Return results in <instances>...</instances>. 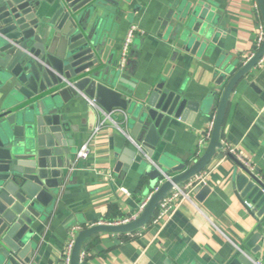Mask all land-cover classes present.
Returning a JSON list of instances; mask_svg holds the SVG:
<instances>
[{"label":"crops","instance_id":"0c3cea01","mask_svg":"<svg viewBox=\"0 0 264 264\" xmlns=\"http://www.w3.org/2000/svg\"><path fill=\"white\" fill-rule=\"evenodd\" d=\"M186 1L209 7L213 29L201 45L183 39L167 16ZM256 4L257 0H111L100 8L104 20L96 42L103 49L102 79L113 78V86L135 103H142L151 87L163 84L207 106L191 123L172 117L150 159L140 154L127 166L123 161L129 158L126 151L136 147L112 121L90 140V157L78 159V151L103 114L82 93L63 103L68 146L74 154L56 206L32 225L37 242L30 254L34 264H63L75 225L88 227L99 220L134 214L159 184L161 177L154 183L151 171L170 172L180 164L188 168L198 158L199 139L216 114L229 77L245 65L254 50L257 26L263 21ZM95 20L96 15L88 20V31ZM132 24L145 33L134 37L127 64L116 74L120 50ZM11 81L0 78V107L15 106L21 96L15 80ZM114 111V121L130 135L125 116L119 108ZM221 140L235 154L224 157L225 147L218 148L201 171L207 173L205 184L210 188L202 201L195 192L190 200L177 199L164 220L158 224L150 220L134 230L140 232L134 238L113 232L93 234L85 241L83 264H227L255 232L262 234L257 246L264 252V213L258 215L256 205L242 198L244 185L239 188L236 180L241 164L264 181V62L236 85ZM179 173L173 171L172 175Z\"/></svg>","mask_w":264,"mask_h":264},{"label":"water","instance_id":"95a60500","mask_svg":"<svg viewBox=\"0 0 264 264\" xmlns=\"http://www.w3.org/2000/svg\"><path fill=\"white\" fill-rule=\"evenodd\" d=\"M111 0H0V78L15 80L20 97L16 105L0 107V264H34L31 253L37 245L32 225L52 210L71 168L74 151L68 146L69 128L63 103L80 93L95 99L106 112L115 108L126 113L131 137L151 157L172 117L191 123L206 102L189 100L182 90L172 91L158 84L142 97V103L115 88L113 78L102 79L100 62L103 49L96 38L103 24L100 8ZM264 22V0H257ZM178 6V2L175 3ZM209 7L183 2L167 15L183 39L201 45L212 33ZM81 18L78 19V15ZM96 15L94 28L88 20ZM98 15V16H97ZM87 20V22H85ZM175 21V22H174ZM264 55V42L255 56L228 79L216 111L215 124L205 152L191 166L180 164L167 172L172 179L152 195L143 213L125 225H95L80 231L72 253V264H80L88 237L98 232L127 233L145 226L154 216L160 201L175 184L192 179L222 147V128L230 97L238 82ZM109 60V63H111ZM115 72H121L116 63ZM110 67L106 68V72ZM11 81V82H12ZM10 82V83H11ZM127 164L139 157L137 148L126 151ZM68 157V158H67ZM131 159V160H130ZM120 165V164H119ZM236 175L242 198H248L264 213V181L245 166ZM159 167H162L161 165ZM173 171H181L172 175ZM259 171V169H258ZM155 183L162 174L150 172ZM202 201L210 188L201 183L194 189ZM246 208L251 206L244 201ZM262 234L253 233L227 264H264ZM262 252L263 257L259 255Z\"/></svg>","mask_w":264,"mask_h":264},{"label":"built area","instance_id":"2783aa9c","mask_svg":"<svg viewBox=\"0 0 264 264\" xmlns=\"http://www.w3.org/2000/svg\"><path fill=\"white\" fill-rule=\"evenodd\" d=\"M256 8L257 10L259 9L258 6V2L256 4ZM145 30L143 28H141L138 24H132L126 34V38L123 42L122 48L120 50V55L118 58V62L117 65L118 67L121 69V71L125 68L126 64H127V60L129 57V53H130V48L133 42L134 37L137 34H144ZM264 42V22H260L257 26V32H256V39H255V43H254V50L250 53V55L248 56L245 64L250 61L255 54L257 53V51L261 48L262 44ZM264 62V55L263 57L259 60V62L257 63L256 66H261ZM86 96V95H85ZM88 102L98 108V110H100V112L103 114V118H101L99 120V123L97 125V127L95 128L93 134L91 135L90 139L84 143L82 145V147L80 148V150L78 151L77 154V158L78 159H88L91 155V146H90V140L100 131V129L105 126V124L108 121H112L114 122L118 128L131 140V142L135 145V147L138 149V151L140 152V154L147 158L150 159V156L148 155V153L143 149V146L138 143L137 141H135L131 135L127 134V132L122 129L120 127V125H118L116 123V121H114V113L116 111H113L112 113L106 112L104 109H102L97 102L95 101V99H91L89 97H87ZM120 112H122V114L124 116H126V113L122 110H120ZM215 117L216 114L214 115L210 126L208 128V130L201 136V138L199 139L198 142V150H197V155L198 158L205 152L210 139L212 137V133H213V129H214V124H215ZM222 143V147H225L224 149V157H228L231 154H235V150L232 148H229L228 145H226L227 143H225L223 140H221ZM221 147V148H222ZM245 163V162H243ZM246 166L247 163H245ZM161 178L159 180V184L158 186L155 188V190L149 194V196L143 200L139 207L138 210L130 215V216H124L115 220H99L98 222L88 226V227H92L95 225H125L128 223L133 222L134 220H136L137 218H139V216L143 213V211L145 210L146 206L148 205L152 195L159 189V187L166 181L171 180L172 176L166 174L164 171L161 170ZM207 176L206 172H201L199 174H197L196 176H194L192 179L187 180L186 182L182 183V184H175L174 187L171 189V191L160 201L158 209L154 215V217L151 219L153 224H158L160 223L162 220H164L171 212L172 206H173V202L176 201L177 199H191L192 193L194 192V189L199 186L201 183H205V178ZM88 227H82L79 225H75L69 233V239L67 242V246H66V251L63 255V264H72V253H73V249L75 246V242H76V237L78 235V233L80 231H82L85 228ZM124 235H126L129 238H134L135 236L140 235L139 231H132V232H127L124 233ZM85 258V252L82 250L81 253V258H80V264L83 263Z\"/></svg>","mask_w":264,"mask_h":264},{"label":"trees","instance_id":"16d2710c","mask_svg":"<svg viewBox=\"0 0 264 264\" xmlns=\"http://www.w3.org/2000/svg\"><path fill=\"white\" fill-rule=\"evenodd\" d=\"M108 221H111V220H108ZM122 235H124L123 233H122ZM86 243H84V246H83V251L85 252V250H86V247H87V245H85ZM83 264V263H82Z\"/></svg>","mask_w":264,"mask_h":264}]
</instances>
